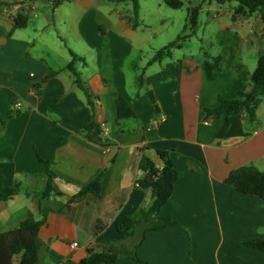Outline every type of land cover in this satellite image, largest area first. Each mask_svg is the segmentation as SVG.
<instances>
[{
	"label": "crops",
	"instance_id": "1",
	"mask_svg": "<svg viewBox=\"0 0 264 264\" xmlns=\"http://www.w3.org/2000/svg\"><path fill=\"white\" fill-rule=\"evenodd\" d=\"M24 2L32 12L13 7ZM111 4L69 0L55 8L53 0H0V191L19 185L15 197L0 200V233L30 215L42 218L48 177L38 156L49 159L63 136L67 140L51 164L54 190L44 203L54 210L38 233L39 264L80 262L89 249L104 251L111 240L134 249L143 235L141 261L120 256L116 264H264V252L244 244L264 239V197L225 182L236 168L264 172V99L255 119L207 111L221 97L232 99L250 88L249 76L264 54L261 12H239L231 2L184 0L178 36L187 35L186 41L154 60L178 36L143 58L146 33L131 24L133 14ZM19 15L28 22L15 28ZM72 52L81 57L75 67L91 99L68 68ZM214 57L220 62L210 79L203 63ZM120 95L136 117L119 118ZM9 111L14 115L7 119ZM92 122L97 128L89 137ZM159 150L171 152L181 174L158 218L126 238L118 221L140 218L154 201L138 182L141 158L146 154L162 169ZM97 177L100 196L87 192L70 202ZM98 234L106 244L97 242Z\"/></svg>",
	"mask_w": 264,
	"mask_h": 264
},
{
	"label": "trees",
	"instance_id": "2",
	"mask_svg": "<svg viewBox=\"0 0 264 264\" xmlns=\"http://www.w3.org/2000/svg\"><path fill=\"white\" fill-rule=\"evenodd\" d=\"M69 0H53V6L59 7L64 2ZM139 1L132 0L133 2V12L134 19H130L131 24L134 27L139 25ZM220 4L236 1L238 2L239 12L253 13L255 11H260L262 18L264 19V0H211ZM163 2L173 8L180 9L184 6V0H163ZM199 9L195 8L191 11L189 16V25L192 33L195 32V28L198 24ZM28 22L26 16L19 15L15 22V28L24 27ZM187 35H179L175 41L170 43L164 49L158 52L154 60L161 58L162 53L174 47L179 41L184 39ZM73 59L69 63L68 68L76 76V83L82 87L88 94V98L91 99L92 93L89 91L88 87L85 85L81 79L80 72L75 67V61L80 60L81 57L72 52ZM220 58L214 57L212 60H206L203 63V68L208 76L212 79L215 77V70L219 67ZM52 73H55L53 71ZM140 76V81H141ZM249 89H243L239 91L235 97L232 99H226L221 97L219 99V105L216 108L208 109V113L214 114L215 116L225 115L230 117L233 115L247 114L250 119H255L256 111L261 101L264 99V54L260 55L257 66L255 70L249 76ZM152 99L155 101L154 96L149 92ZM117 109L119 118H131L136 117V112L128 103V101L120 95L117 99ZM14 115L13 111H9L7 119ZM7 119L3 120L6 121ZM97 125L95 122L90 123L86 127L88 136L91 137L90 133L96 131ZM67 137H58L53 150L52 155L49 159H44L38 156L41 161L44 172L47 174L46 188L41 196L40 210L42 212V218L37 220L33 215H30L27 219L23 220L18 227L9 230L7 232L0 233V264H39V256L41 250V244L38 240V233L40 227L45 223L48 212L54 210L51 207H45L44 203L46 200L50 199L52 192L54 190L53 177L54 172L51 169V164L54 160V153L56 149L64 144ZM158 154L164 161V167L159 169L155 162L146 154H143L140 161V172L139 184L145 189H150L154 201L152 205L147 209L142 211L140 218H134L131 216L122 217L117 223L118 231L124 235V237L129 238L135 235V230L142 226L144 223L152 224L159 216L162 207L171 198L177 179L180 176V171L174 166V162L171 156V152L167 150H159ZM151 175V179L148 178ZM226 184L234 187L237 191L244 194H251L259 197H264V172L259 170L254 166H244L236 168L230 172V174L225 179ZM102 190L100 177L95 178L88 184L82 187L81 191L74 195L70 202H73L79 195L84 193H92L95 196H100ZM19 192V185L6 187L4 190L0 191V200H7L15 197ZM170 222V219L167 218ZM101 227L98 225V230ZM142 239L134 247V249H128L118 240H111L109 243H105L102 234L97 235V242L106 244V249L104 251H95L94 249L88 250V256L81 260L80 262H74L72 260H67L61 264H116L117 259L120 256H131L138 259L137 248L141 244ZM245 245L253 247L255 249L264 252V239H252L244 242ZM19 257V260H17ZM141 261V260H140ZM144 264H148L142 261Z\"/></svg>",
	"mask_w": 264,
	"mask_h": 264
},
{
	"label": "rangeland",
	"instance_id": "3",
	"mask_svg": "<svg viewBox=\"0 0 264 264\" xmlns=\"http://www.w3.org/2000/svg\"><path fill=\"white\" fill-rule=\"evenodd\" d=\"M111 1V5L116 7L119 6L123 12H128L129 15L133 14L132 18L134 19L132 0ZM231 3L233 5L238 4L236 1H232ZM227 4H230V2ZM151 9H155L157 14L151 15ZM184 13H186V10L173 9L167 6L163 0H145L142 2V10L140 11L139 8L138 21L140 30L145 32L146 37L148 38L147 49L144 51V54H142L143 58L148 56L150 53L153 54L155 50L168 44L170 41L175 40L178 34H181L183 28L182 24L184 23ZM184 40L185 39H182L181 42ZM196 41L197 40H193V43H200L199 40L197 42ZM182 51H185V49Z\"/></svg>",
	"mask_w": 264,
	"mask_h": 264
},
{
	"label": "built area",
	"instance_id": "4",
	"mask_svg": "<svg viewBox=\"0 0 264 264\" xmlns=\"http://www.w3.org/2000/svg\"><path fill=\"white\" fill-rule=\"evenodd\" d=\"M13 7L14 8L24 7L29 12H32V10H33V5L31 3H28V2L14 4ZM20 105H21L20 103H17V106H20ZM109 150H110V147L109 146H106V151H109ZM73 244H74V246H77L78 245L77 242H75Z\"/></svg>",
	"mask_w": 264,
	"mask_h": 264
},
{
	"label": "water",
	"instance_id": "5",
	"mask_svg": "<svg viewBox=\"0 0 264 264\" xmlns=\"http://www.w3.org/2000/svg\"><path fill=\"white\" fill-rule=\"evenodd\" d=\"M148 178L151 179V175H148Z\"/></svg>",
	"mask_w": 264,
	"mask_h": 264
}]
</instances>
